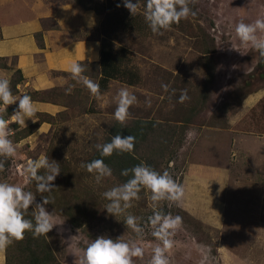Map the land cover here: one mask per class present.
I'll return each mask as SVG.
<instances>
[{
    "label": "rangeland",
    "instance_id": "374dc122",
    "mask_svg": "<svg viewBox=\"0 0 264 264\" xmlns=\"http://www.w3.org/2000/svg\"><path fill=\"white\" fill-rule=\"evenodd\" d=\"M96 1L101 3L104 11L102 15L97 14L103 18L100 29H104L113 40L114 47L123 46L129 50L141 74L140 84L127 86L110 81L106 93H100L90 104L91 112L80 108L79 113L71 116L72 123L61 124V117L56 116V120L55 117L51 119L52 126L46 133L34 132L29 134L31 137L27 135L18 141L14 135L9 136L17 151L8 159L5 171L0 172V182L22 184L19 172L29 160H39L49 154L58 161L91 150L113 121L114 97L120 89H127L137 98L129 108V119L189 118L182 148L164 166L179 184L200 143V139L196 141L187 137L190 130L198 133L203 126L226 129L233 124L247 135L256 132L255 128L264 133V65L258 66L259 57L254 51L241 55L232 49L233 46L239 47L241 52L247 51L235 37L234 27L241 19L251 23L264 17V0H195L190 4L195 15L183 19L181 27H171L158 34H154L144 20L146 0H133L138 4L134 15L123 6L122 0ZM131 16L137 17V26L126 29L122 22ZM4 21L9 20L0 19V26ZM198 22L213 39L209 60L202 55L196 35ZM93 73H96L95 69L88 75L97 79L99 75ZM162 84L169 86L168 92L163 90ZM182 90H187L189 99L180 103L178 99ZM254 96L261 97L247 105L248 99ZM147 100L151 101L150 107L146 105ZM242 103L246 107L243 108ZM261 141L264 145V140ZM252 142L254 149H259L258 144ZM250 149L244 152L240 148L230 161L221 162L229 169V178L220 195V208L214 209L217 213L212 211L217 219L213 223L215 226L201 222L179 205L170 206L167 202L162 205L165 214L182 218L181 227L172 237L174 247L167 254L170 264H264V221L260 217L264 200V146L262 150L260 147V154ZM194 161L198 158L195 157ZM73 165L80 171L78 163ZM80 179L87 180L95 189L99 188L86 177ZM75 189L82 188L77 186ZM25 190L31 191L29 185ZM139 196L123 215L115 218L103 209V213L81 228L72 226L46 205L54 218L64 220L62 226L54 227L47 234L58 264H74V254L98 236L134 241L144 248L143 258H134V264H148L152 246L157 243L151 235L152 229L147 226L153 210L147 194L140 192ZM191 197L190 206L198 212L202 209L200 201L193 195ZM106 204L102 202V207ZM197 212H194L196 217ZM128 214L140 218L139 223L144 227L142 238L125 227L123 219Z\"/></svg>",
    "mask_w": 264,
    "mask_h": 264
},
{
    "label": "clouds",
    "instance_id": "9594fccd",
    "mask_svg": "<svg viewBox=\"0 0 264 264\" xmlns=\"http://www.w3.org/2000/svg\"><path fill=\"white\" fill-rule=\"evenodd\" d=\"M122 2L131 15L137 13L138 4L136 2L133 0H122ZM193 3L195 0H146L143 11L144 20L154 34L162 30H170L172 25L178 24L189 15H195L190 7ZM119 6L118 4L117 7ZM234 33L240 45L247 51L241 52L239 47L233 46L232 49L241 55L254 51L260 60H264V17H259L251 23H246L244 19H241L235 24ZM65 70L70 73L73 80L82 82L91 96L97 98L100 96L99 84L83 76L85 68L79 61L70 62ZM161 87L165 92L169 91L168 85L162 84ZM72 90L73 87L69 86L65 92L71 94ZM172 91L175 92V90ZM187 99H189L187 90H182L178 102L183 103ZM136 102L137 98L134 94L127 89H120L114 97L116 105L113 113L114 120L122 126L126 125L129 108ZM13 104L16 107L11 119L5 120L0 117V172L5 171L7 160L17 151V146L8 138L9 124L16 123L27 127L26 120L31 119L35 122L32 117L37 111L29 95L14 96L10 81L0 78V105L6 111L7 107ZM146 105L150 107L151 101L147 100ZM194 135V130L188 132L190 138ZM134 146V136L117 134L111 138L110 142L97 144L95 147L100 157H109L114 152L117 154L131 153ZM80 167L94 176L96 184H100L104 178L112 175V169L105 164L103 159L82 162ZM60 172L59 163L50 161L47 156H44L39 160H29L22 167L19 172L22 184L0 182V254L4 253L14 242L23 240L26 232H30L33 238H39L47 235L54 227L63 225L64 220L54 218L45 207L53 201L42 195L56 188L54 181ZM121 175L129 179L102 193L108 201L104 209L107 214L115 218L121 216L132 207L134 200L140 198L139 193L144 191L153 210V214L148 217L147 226L152 229L151 235L157 241L152 246L148 264H170L167 254L174 247L172 237L181 227L182 218L178 215L165 214L162 205L165 202L170 206L179 205L185 195L184 187L173 178L169 171H156L146 163L123 169ZM34 182L36 191L42 197L39 202L32 191L25 190ZM29 209H34L32 219L26 218ZM139 220L140 218L128 214L123 219V223L138 238H142L144 227L141 226ZM74 255L76 257L74 264H134V258H143L144 248L134 241L128 242L98 236Z\"/></svg>",
    "mask_w": 264,
    "mask_h": 264
},
{
    "label": "crops",
    "instance_id": "0c3cea01",
    "mask_svg": "<svg viewBox=\"0 0 264 264\" xmlns=\"http://www.w3.org/2000/svg\"><path fill=\"white\" fill-rule=\"evenodd\" d=\"M0 19L9 20L0 26V56L15 59V67L20 68L25 78L22 85L23 94L27 90L49 91L45 97L40 96L32 100L36 110L55 117V120L56 116H60L61 124L69 121L72 123L71 116L79 113L80 108L88 112L95 97L90 95L82 82L73 80L65 69L73 61L98 62L101 42L113 44L104 29H100L102 16L91 10H84L73 0H0ZM36 32H41V45L36 41ZM74 32L79 34L75 36ZM125 63L139 71L132 60ZM82 66L85 68L83 76L99 84V77L95 79L88 75V72L94 71L95 68L88 64ZM8 73L0 70V78H7ZM110 81L137 86L141 82V74L138 83L134 84L118 79ZM110 81L105 91H100L101 94L109 89ZM69 86H72L73 90L71 94H66L65 90ZM23 94L18 92L14 96L21 97ZM260 97H250L247 105L252 101L256 102ZM242 107H246L244 103ZM32 119L34 120V117ZM31 122V119L26 120L27 125ZM51 123L42 121L35 133H46L50 130ZM203 131L204 134H200ZM255 131L257 133L247 135L246 131L230 124L226 129L203 126L195 133L192 138L196 141L200 139V143L194 159L186 165L187 169L181 181L185 195L179 206L201 222L215 226L213 223L217 219L212 211L216 212L214 209L219 207L220 195L229 178V169L222 166L221 162L230 161L232 155L238 154L240 148L244 152L246 149H254L252 141L258 144L259 149L256 147L254 150L260 154L264 146L261 141L264 140V133H259L257 128ZM262 153L264 155V152ZM195 157L198 161H194ZM192 195L202 206L198 212L190 206ZM194 212H197L198 217L194 216ZM4 262L5 252L0 254V264Z\"/></svg>",
    "mask_w": 264,
    "mask_h": 264
},
{
    "label": "trees",
    "instance_id": "16d2710c",
    "mask_svg": "<svg viewBox=\"0 0 264 264\" xmlns=\"http://www.w3.org/2000/svg\"><path fill=\"white\" fill-rule=\"evenodd\" d=\"M73 1L86 10H93L96 14L102 15L104 12L101 3L96 0ZM137 22V17L131 16L122 22V26L126 29H132L137 26ZM182 22L183 19L178 24L172 25V27H181ZM196 27V35H198L202 55L205 57V60H209V54L213 51V39H210V35L199 22L196 24ZM73 34L77 36L79 32H74ZM35 38L38 44L41 45V32H36ZM131 60V54L126 47H114L112 43L103 41L100 46V60L98 62L80 63L82 65L88 64L95 68L96 73L93 74L99 75V89L100 91H105L111 79H118L128 84L138 83L140 79L139 71L125 63V61L130 63ZM15 65L16 61L13 57L0 56V70L9 72L5 79L10 81L13 95L19 92L18 86L23 85L25 80L22 71L20 68L15 67ZM263 65L264 60L259 59L258 66L262 67ZM48 93L49 91L27 90L25 94L29 95L33 100L40 96L45 97ZM15 107V104L8 106L6 111H4V116L8 117L11 115ZM33 117L35 122H31L27 127L11 123L16 141L34 133L42 121L50 122L53 118L49 114L38 111H36ZM128 119L126 125L122 126L113 118L101 141L94 143L91 150H85L81 155L70 158L63 157V160L58 161L49 154L46 155L50 161L53 160L59 163L61 172L54 181L56 188L42 195L53 201L52 204H48L47 206L56 214L66 219L72 226L81 228L87 222L92 221L96 215L101 212L103 213L102 202L108 203V201L103 197L102 193L129 179V177L121 175L123 169L146 163L156 171L163 172L164 166L173 160L176 152L182 148L185 131L188 128V122H190L189 118L162 120L152 117H131ZM117 134L134 136V150L131 153L117 154L114 152L109 157H100L95 146L110 142L111 138ZM94 159H103L105 164L112 169V175L104 178L100 184H97L99 186L98 189L89 185L87 180L84 182L83 179H80V177H86L88 180H92L93 183L95 182L94 176L80 167L82 162L87 163ZM8 163L9 161L7 160L5 166ZM73 163L79 164L80 171ZM41 174H43V170H41ZM77 186H80L82 189H75ZM29 189L36 195L39 201L42 200L41 194L36 191L35 182L29 185ZM33 211L34 209H29L26 218L32 219ZM183 213L186 214L187 212ZM260 217L264 221V200ZM4 264H58V260L47 235L33 238L30 232H26L23 240L14 242L6 249Z\"/></svg>",
    "mask_w": 264,
    "mask_h": 264
},
{
    "label": "built area",
    "instance_id": "2783aa9c",
    "mask_svg": "<svg viewBox=\"0 0 264 264\" xmlns=\"http://www.w3.org/2000/svg\"><path fill=\"white\" fill-rule=\"evenodd\" d=\"M18 89H19V92H21L22 94L24 93L23 92V86L21 85V86H18ZM5 114H4V110H3V106L2 105H0V117H3L5 120H10L11 119V116H4ZM13 133H14V130H13V128H12V126H11V123L9 124V136H11V135H13ZM17 168H19V167H17Z\"/></svg>",
    "mask_w": 264,
    "mask_h": 264
}]
</instances>
